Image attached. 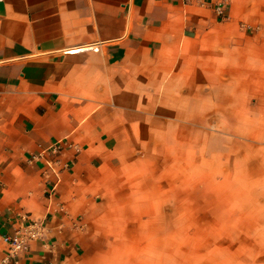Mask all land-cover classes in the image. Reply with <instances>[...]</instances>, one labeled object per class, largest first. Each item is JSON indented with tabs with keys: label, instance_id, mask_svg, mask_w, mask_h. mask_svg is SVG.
<instances>
[{
	"label": "crops",
	"instance_id": "crops-1",
	"mask_svg": "<svg viewBox=\"0 0 264 264\" xmlns=\"http://www.w3.org/2000/svg\"><path fill=\"white\" fill-rule=\"evenodd\" d=\"M199 166L264 185V0H0V264H149Z\"/></svg>",
	"mask_w": 264,
	"mask_h": 264
},
{
	"label": "rangeland",
	"instance_id": "rangeland-1",
	"mask_svg": "<svg viewBox=\"0 0 264 264\" xmlns=\"http://www.w3.org/2000/svg\"><path fill=\"white\" fill-rule=\"evenodd\" d=\"M216 160L208 166L215 174ZM174 174L163 186L171 215L145 236L151 250L141 251V263L264 264V185H224L231 169L220 180L205 177L201 166Z\"/></svg>",
	"mask_w": 264,
	"mask_h": 264
},
{
	"label": "built area",
	"instance_id": "built-area-1",
	"mask_svg": "<svg viewBox=\"0 0 264 264\" xmlns=\"http://www.w3.org/2000/svg\"><path fill=\"white\" fill-rule=\"evenodd\" d=\"M217 11L220 15H225V7L220 4L217 6ZM70 141L66 139H59L52 142L47 148H45L36 157H44L45 162L48 163L49 167L59 174V169L56 168L58 160L47 156V154L58 155L65 147L72 146ZM39 226L37 221H33L29 224H24L20 229H18L13 236H6V240L12 245V251L14 255L18 253L19 250H27L30 247L29 240L35 237V228Z\"/></svg>",
	"mask_w": 264,
	"mask_h": 264
}]
</instances>
